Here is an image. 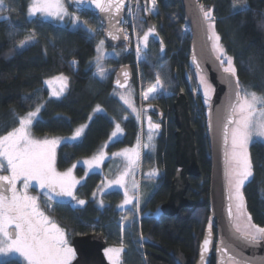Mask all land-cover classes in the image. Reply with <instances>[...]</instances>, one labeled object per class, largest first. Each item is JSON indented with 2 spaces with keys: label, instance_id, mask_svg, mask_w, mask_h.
<instances>
[{
  "label": "trees",
  "instance_id": "obj_1",
  "mask_svg": "<svg viewBox=\"0 0 264 264\" xmlns=\"http://www.w3.org/2000/svg\"><path fill=\"white\" fill-rule=\"evenodd\" d=\"M28 2L4 0L3 7L7 11L0 10V136L18 124L14 113L23 116L38 104L42 107L32 124V133L36 137L70 136L87 122L78 140L63 142L57 147L55 166L58 170H66L81 158L93 155L109 137L113 120L121 125L123 134L107 145V152L133 147L138 144V139L142 140L137 117L119 101L115 95L119 90L112 86L118 67L129 65L132 68L133 80L129 88L134 94V104L142 109L151 102L139 100L138 82L144 90L156 81L157 74L162 71L168 76L164 85L169 95L160 94L152 101L161 109L165 119L161 120L163 128L155 142V159L160 175L144 202L138 206L132 203L125 210L119 209L122 193L112 190L99 196L97 190L102 175L93 172L75 190V200H84V206L73 208L71 201H53L50 206H45V211L66 231L69 239L102 233L108 246L123 241L125 248L121 264H194L198 243L209 224L210 161L205 122L210 96L206 100L202 95L198 73L190 62L191 36L188 29H183L187 25L180 0H157V11L152 19L158 35L152 39L161 53H157L158 58L146 57L138 64L139 78L134 65V50L129 42L121 46L122 51L116 58L101 60L105 73L103 76L97 74L93 58L96 43L103 36L102 33L87 31L88 28H99L93 16L76 13L84 20L79 27H72L70 23L60 25L38 15L29 18ZM200 3L205 10L211 9L214 30L220 36L226 54L233 58L240 84L257 95H264V0H236V7L234 0H200ZM241 3L245 6L241 7ZM67 5L71 10L69 1ZM145 5L146 0H142L141 16L135 23L138 40L143 31H148L143 19ZM33 33L35 40L18 51L16 45L19 41ZM105 46L112 48L106 43ZM149 51V45L140 49L146 56L150 55ZM60 74L68 78L67 89L59 98L49 97L43 82ZM180 93L190 100L200 176L189 179L186 193L194 205L168 217L161 213L160 206L168 197L170 183L177 170L172 106ZM192 93H195L193 97ZM149 113L157 119L155 114ZM248 154L253 175L241 191L252 222L264 227V143L252 141ZM148 158L149 153L143 155V159ZM75 171L78 176H84L83 167L78 166ZM120 217L128 218L127 226L130 228L124 233L116 224ZM0 264L22 262L8 259L0 261Z\"/></svg>",
  "mask_w": 264,
  "mask_h": 264
},
{
  "label": "snow or ice",
  "instance_id": "obj_2",
  "mask_svg": "<svg viewBox=\"0 0 264 264\" xmlns=\"http://www.w3.org/2000/svg\"><path fill=\"white\" fill-rule=\"evenodd\" d=\"M78 5L83 4L84 0H72ZM157 0H146L145 11H152L156 7ZM89 4H94L101 13H106L110 19L119 16L124 0H88ZM151 4V8L147 4ZM4 0H0V10L3 9ZM234 0V7H236ZM241 7H244L241 3ZM199 11L206 25L207 40L212 42V51L215 53V59L219 62L225 78L229 84L231 94L229 95L226 106L227 115L222 123V138L225 148L226 181L229 192L228 214L232 217L233 228L239 234V237L248 243H256L264 240V227L252 222V216L247 212L242 187L245 182L253 175L252 165L247 151V145L253 135L264 137V95H257L240 84L237 76V69L233 58L226 54L223 45L220 43V36L214 30V17L211 9L205 10L201 5ZM42 14L63 20L67 15V9L64 7L63 0H32L28 14ZM7 19V17H4ZM119 23V20L116 21ZM76 27L81 25L78 20L73 21ZM90 33L95 29L88 28ZM154 33V28L149 27L141 38L143 46L147 47L149 36ZM111 34V33H110ZM12 35V34H10ZM115 38V37H114ZM35 40V34L19 41V47L24 48ZM103 41L97 47L98 53L101 50ZM140 45L137 46L139 55ZM102 57L96 58L97 74L103 76L105 69L101 64ZM195 62V60H194ZM75 63V61H73ZM199 72V64L197 63ZM125 75H127L125 73ZM53 79L59 83L58 88H54ZM46 80V83L52 90V96H60L66 86L67 77L61 74L59 77ZM200 83L205 86V97L207 100L211 86L207 84L205 77L201 76ZM117 84L120 81L117 80ZM123 85H121L122 87ZM163 90L162 83L157 74L156 83L143 92L145 100L154 98L156 94ZM125 104L132 108L136 113L137 119H140L141 113L132 103L120 97ZM42 105H38L34 110L29 111L23 116L14 118L18 120V127L0 136V171H9L10 175H0V253L16 252L23 257L26 264H71L74 256V250L69 246L65 237L64 229L60 228L48 216L40 210L38 198L29 196L26 192H18L17 181L23 179L24 188L27 189L31 181H36L39 188L44 190L42 194L47 195L49 199L56 197H71L75 200L74 189L81 183V179H76L72 175V169L66 172H57L54 167L55 146L58 140H35L31 137V126L34 119L37 118ZM100 110V109H98ZM148 143L142 145L144 148L152 147L153 131L159 129V124H153L151 117H148ZM83 129H77L75 134L69 138L75 140L81 135ZM121 131L119 124L116 125V131L111 134L110 140L117 138ZM230 141V143H229ZM140 141L138 139V148L133 152L124 151L113 153V156H122L126 158L124 170L106 187L120 186L124 188V204L132 202L133 197L129 195L126 184V177L131 174L132 168L140 159L139 152ZM107 153L100 151L91 159H86L83 164L87 165L89 172L100 167L104 162ZM76 165H73V168ZM157 169H152L147 175L156 176ZM88 175V172L85 173ZM132 188L138 189V185L133 180ZM95 195V193L93 194ZM79 205H84V200H76ZM101 203H103L101 201ZM234 209V211H233ZM209 230L212 228V221L209 220ZM11 229V231H10ZM210 239L206 237L203 241L202 251H206ZM123 246L119 248L105 249L106 255L112 261V264H118L120 253ZM218 251L222 254V259L227 256V264H241L235 256L228 254V246L221 242ZM203 260V255L201 256Z\"/></svg>",
  "mask_w": 264,
  "mask_h": 264
},
{
  "label": "water",
  "instance_id": "obj_3",
  "mask_svg": "<svg viewBox=\"0 0 264 264\" xmlns=\"http://www.w3.org/2000/svg\"><path fill=\"white\" fill-rule=\"evenodd\" d=\"M180 4L185 24L190 30V62L198 75L204 76L212 88L205 122L210 161L207 211L208 220L211 219L212 221V228L210 230L206 228L203 231L194 264H211L212 262L213 264H227V256L225 255L222 259V254L218 251L222 241L224 245L228 246V254L235 256L237 260L241 261V264H264V240L248 243L241 239L232 226L234 223L232 217L228 214L230 201L225 176L226 164L222 123L227 115L226 106L231 90L219 62L215 59L212 42L207 40V22L203 20L199 11V6H203V4L200 3V0H180ZM69 7L74 13L84 12L93 16L102 29L103 40L112 48L127 45V39L121 26L128 8V0H124L119 16L112 19L108 14L101 13L94 4H89L88 0H84V3L80 5L69 0ZM117 20L119 23L116 22ZM144 21L146 28L152 27L155 32V24L150 13H145ZM153 36H157V32ZM197 63L199 64V72L197 71ZM117 80L120 81V84H117ZM132 80V68L129 65H122L115 70L112 86L117 90H126L131 85ZM121 85L123 86L121 87ZM172 107L173 121L176 127L174 155L177 170L171 180L168 197L160 206L161 213L168 217L176 215L182 208H191L194 205V201L189 199L186 193L189 187V179L200 176L189 98L184 93L178 94ZM142 110L155 114L158 121L164 118L163 112L154 103H147ZM206 237L210 239V244L206 251H202L203 241ZM70 245L75 253V258L71 264H111L104 253L107 242L102 233L73 236ZM202 255L203 260L201 259Z\"/></svg>",
  "mask_w": 264,
  "mask_h": 264
},
{
  "label": "rangeland",
  "instance_id": "obj_4",
  "mask_svg": "<svg viewBox=\"0 0 264 264\" xmlns=\"http://www.w3.org/2000/svg\"><path fill=\"white\" fill-rule=\"evenodd\" d=\"M67 1H69V0H63L64 7L67 9V13L68 14L65 15V17H64V19L62 21L59 20V19H56L54 17L47 16V15H42V14H39V13H37L35 15H38L42 19L49 20V21H52V22H54L56 24H60V25H63V24H66V23H70L72 27H76L74 25V23H73L74 19L80 21L81 24L84 23V20L80 19L76 15V13H74L73 11H71V10L68 9V7H67L68 6L67 5ZM31 2H32V0H29L28 7H27V16L29 18H32L33 16H35V15H31L30 16L28 14V9H29V6H30ZM141 3H142V0H129L130 10H129V5H128V8H127V10L125 12V14L127 15L126 19H128V17H130L133 14V12L135 11L136 7L139 6V9L137 10L136 20H135V21H137L138 17L141 16V14H140L141 7H142L141 6ZM147 7L151 8V4L148 3L147 4ZM3 11H7L5 7H3ZM156 11H157V9L155 7V9H153L152 11H145V13H150L151 15H154L156 13ZM145 32L146 31H143L140 34L139 40L137 38L136 47L135 48L133 47L134 57H135V59H134V65H135L136 74H137L138 78H139V74H140L139 73V66H138V64L141 61H143L146 57L147 58H149V57H156V58H158V54L157 53H161V51L158 49V44H156V42L153 41V39L151 37L152 35H150L149 36V40H148V44H147L150 47V51H149V54L150 55L149 56H146L143 52H139V55H138V53H137V46H138V44L140 45V49H142V50L143 49H146V47L143 46V43H142V40H141V38L143 37V35H144ZM95 33H97V34L100 35L102 33V29L100 27L97 28L95 30ZM101 41H103V45L101 46V50L98 53L97 47H98V45H100V42ZM16 49L18 51H20L23 48H20L19 47V43H18L16 45ZM121 51H122V48L121 47H119V48H107L105 46L104 40L103 39H98V41L96 43V46H95V55H94L93 60L96 61V58H97L98 55H100L102 57L101 60H103L105 58H116L121 53ZM158 67L161 68L160 63L158 64ZM60 75L54 76V77L49 78V79H53L55 77H59ZM63 76L67 77L64 74H63ZM200 78H201V75H198L199 89L201 90L202 95L205 96V86L200 83ZM49 79H46V80H49ZM159 79H160V81L162 83L163 90L161 92H159L158 94H156L154 98H149L147 100H145L143 98V92H145L148 88H146V89L143 90L141 84L138 82L137 93H138L139 100L141 102H146L147 101V102H151L152 103V101L155 100L157 97H159L160 94L162 96L169 95V92L165 88V85H164V83L166 84L168 82V76H167L166 72L162 71L160 73V75H159ZM44 82H43V85L48 89V91H49V97L59 98V97H61L65 93V91L67 89V86H66L64 92L60 96H58V97L52 96L50 94L52 89L46 83H44ZM155 83H156V81L153 82L150 86L154 85ZM67 85H68V79H67ZM52 86L54 88H58L59 87V83L56 80L53 79V85ZM115 95L117 96V98L119 99V101L122 102L123 105L130 111L131 114H134L137 117L136 113L132 111V108L129 107L127 104H125L124 101L120 98L121 96L125 97V99H128L132 103V105L138 111H140V113H141V117H140V119H138L140 131L143 134L142 140L141 141L139 140L140 141V145H139L140 159L136 163V165L132 168L131 174L126 177V184H127V187H128L129 195L133 197L132 202L129 203V204H124L123 203V201L125 199V196H124V188L123 187L115 186V185L110 186V187H106V185L109 184V181L114 180L124 170V168L126 166V158L125 157H122V156H113L112 154L113 153H121V152H124V151H128V152L131 153V152L137 150V148H138V144H137V145H135L133 147H127V148H124V149H121V150H118V151H114L113 153L107 152V150H106L107 145L110 142H113L116 139L121 138L122 137V134H123L121 125L117 121L113 120V129H112L109 137L100 145V147L97 149V151L93 155H91L89 157H86V158H81L80 160L76 161L73 164V165H76V167H78V166L83 167V169H84V173H83L84 176H78L76 174V171H75L76 170V167L73 168V165L70 166L68 169H72V175L76 179L79 180V179L83 178L81 180V183L80 184H82L84 182L85 177H86V175H85L86 172H88V174L89 173H93V172L100 173L102 175V181H101V183L99 185V189L97 190V194L100 196L101 194L106 193V192H109V191H112V190L120 191L122 193L123 199H122V202H121V204L119 206V209L125 210V209L129 208L132 205V203H135V206L136 205L138 206L140 203H143L144 200L148 197V195L150 193V189H152L154 187V183H155L156 179L160 175L159 169H158L157 164H156L157 162H156V159H155V157H156V143L155 142H156L157 137L160 135L163 126H162V123L160 121H158V119H156L155 116H152L148 112L142 111V108L141 107H137L134 104V100H133V95L134 94H133V92H132V90L130 88H128L126 90H122V91L119 90V91L115 92ZM211 95H212V88L209 91L208 97L209 96L211 97ZM38 105H42V104H38ZM34 109H32V110H34ZM32 110H30V111H32ZM28 112H26V113H28ZM39 113H38L37 118L39 117ZM91 116H92V114H91ZM148 117H151V120H152V123L153 124H159V126L161 127V129L159 128V129H156V130L153 131V139L151 141L152 147H150V148H144V147H142V145L149 142L148 141L149 128H148V119H147ZM36 119H34V121ZM34 121H33V123H34ZM117 124H119L121 131L117 134V138H114V140H110L111 134L114 131H116V125ZM86 125H87V122L81 124L77 128V129H81V128L83 129L81 131V135H82V133H83ZM18 126H19V124H17L15 127H18ZM76 130H75V132H76ZM30 132H31V137L33 139H35V140L43 141V140H53V139H55V140H58L59 141V143H57L56 146H55V158H56L57 147L59 146V144H61L63 142H73V141L78 140L81 137V135H80L75 140L69 139V138H71L75 134L74 133L73 135H70V136H54V137H43V138H39V137H36L32 133V126H31V129H30ZM6 134L7 133H5L4 135H6ZM4 135H2V136H4ZM140 139H141V137H140ZM255 140H258V141H261V142L264 143V137L258 136V135H253L250 138L249 142H248L247 151H248L249 144L252 141H255ZM101 150L104 151L105 153H107V156L105 157L104 162L100 165V167L98 169H96V170H94L92 172H89V170L87 168V165L83 164V161L86 160V159L93 158ZM147 153H149V158L148 159H143V155L144 154L147 155ZM151 160H153L154 162L151 161ZM0 161H3V158L2 157H0ZM3 162L6 164V161H3ZM54 167H55L56 171L57 172H60V173L66 172L68 170V169L62 170V171L58 170L56 168V166H55V161H54ZM152 169H157L158 170V174L156 176L149 177L147 174ZM0 175H10V172L9 171H0ZM133 180L138 185V189H135L134 190L132 188V182H133ZM80 184H78V185H80ZM77 186H76V188H77ZM76 188L73 190L74 191V196H75V190H76ZM17 190H18V192H21V193L26 192L29 196L37 197L38 198V204H39L40 210L43 211L44 214L46 216H48L54 223H56V222L47 214V212L44 209L45 206H50V204L53 201H71L72 202L71 203V206L73 208H77V207L84 206V205L77 204L76 203V200L72 199L71 197L64 196V197H56L55 199H49V197L47 195L42 194L44 190H42V189L39 188V185H38V183L36 181H31L30 184H29V186H28V188L25 189L24 188V184H23V179L18 180L17 181ZM99 203H100V201H99ZM126 219H128V218H125V217L121 218L120 217L117 220V223H116L117 226L122 231V233L128 231V229L130 228L129 226H127V223L128 222H127ZM59 227L62 228L61 226H59ZM10 231H11V229H10ZM65 237H66V239L68 241L69 246L72 248V246L70 245V240L71 239L68 238V235H67L66 231H65ZM118 242H119L118 245H116V244L115 245H111V246L110 245L109 246L107 245L106 249H109V248H119V247L123 246V250H124V248H125L124 242L121 241V240H119ZM122 252L120 253V257H119L118 264H121V254H122ZM104 253H105V250H104ZM74 256H75V253H74ZM105 256H106L107 260L112 264V261L109 259L108 255H106V253H105ZM8 259H17V260L21 261L22 264H26V261H24L23 257H21L19 253H16V252H3V253H0V261H5V260H8Z\"/></svg>",
  "mask_w": 264,
  "mask_h": 264
},
{
  "label": "built area",
  "instance_id": "obj_5",
  "mask_svg": "<svg viewBox=\"0 0 264 264\" xmlns=\"http://www.w3.org/2000/svg\"><path fill=\"white\" fill-rule=\"evenodd\" d=\"M128 5H129V10H130V4H129V0H128ZM139 9V6L136 7L135 11L133 12V14L128 17V19H126L127 15H124L123 18V22H122V31L123 34L125 36V38L127 39V41L129 43H131L132 47H136V43H137V36L135 33V23H136V15H137V10ZM129 12V11H128ZM189 30L188 26L184 27V30Z\"/></svg>",
  "mask_w": 264,
  "mask_h": 264
},
{
  "label": "flooded vegetation",
  "instance_id": "obj_6",
  "mask_svg": "<svg viewBox=\"0 0 264 264\" xmlns=\"http://www.w3.org/2000/svg\"><path fill=\"white\" fill-rule=\"evenodd\" d=\"M155 32H156V31H155ZM155 32H154V33H155ZM154 33H153V34H151V35H152L151 37H152L153 39L157 37V36H153V35H154ZM157 35H158V34H157ZM192 100L194 101V99H192ZM189 101H190V100H189ZM148 113H149V112H148ZM160 122L162 123V121H160ZM159 128L161 129V127H159ZM74 258H75V256L73 257V259H74ZM73 259H72V260H73ZM72 260H71V262H72Z\"/></svg>",
  "mask_w": 264,
  "mask_h": 264
}]
</instances>
